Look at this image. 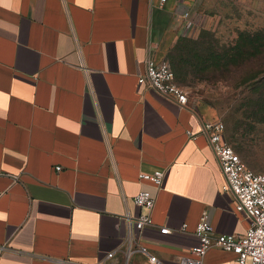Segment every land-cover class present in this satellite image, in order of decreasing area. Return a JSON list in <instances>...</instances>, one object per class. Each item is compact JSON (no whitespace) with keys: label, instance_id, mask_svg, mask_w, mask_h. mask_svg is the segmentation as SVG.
Wrapping results in <instances>:
<instances>
[{"label":"crops","instance_id":"1","mask_svg":"<svg viewBox=\"0 0 264 264\" xmlns=\"http://www.w3.org/2000/svg\"><path fill=\"white\" fill-rule=\"evenodd\" d=\"M213 1L0 0V264H98L110 251L123 264L141 190L155 202L138 240L161 264H184L203 212L214 233L244 234L209 114L138 82L148 57L173 64ZM139 173L162 174L160 188ZM203 263L236 259L210 247Z\"/></svg>","mask_w":264,"mask_h":264},{"label":"rangeland","instance_id":"2","mask_svg":"<svg viewBox=\"0 0 264 264\" xmlns=\"http://www.w3.org/2000/svg\"><path fill=\"white\" fill-rule=\"evenodd\" d=\"M195 23L196 32L177 42L182 54L172 55L173 64L168 61L178 69L177 82L209 114L208 120L224 123L226 140L245 165L264 174V85L253 90L249 85L254 82L239 86L241 78L264 71V55L239 68L214 67L216 57L227 55L240 40L264 34V0H214Z\"/></svg>","mask_w":264,"mask_h":264},{"label":"built area","instance_id":"3","mask_svg":"<svg viewBox=\"0 0 264 264\" xmlns=\"http://www.w3.org/2000/svg\"><path fill=\"white\" fill-rule=\"evenodd\" d=\"M138 82L148 84L161 95L173 98L181 106L188 105L186 89L175 81L170 64L164 60L156 61L148 57L145 61V71L139 76ZM202 128L219 164L223 179L221 190L231 193L235 210L246 218L247 228L241 235L216 234L207 212H203L194 230L198 244L190 249V256L182 257V261L184 264H204L203 258L207 250L210 247H219L233 252L236 264H264V174L251 170L241 160L226 140V129L222 121L205 120ZM55 169L60 170V167ZM138 177L150 180L157 189L163 180L162 174L139 173ZM132 200L140 212L135 217L125 216L126 233L120 248L124 258L123 264H128L130 256L134 253L147 256L149 264H161L156 255L151 254L138 240V233L144 227L153 225L151 211L155 202L154 196L148 190H141ZM184 228L182 227V230ZM159 230L161 233L171 232L168 227H160ZM114 256L115 251H110L98 264H110L109 261Z\"/></svg>","mask_w":264,"mask_h":264},{"label":"trees","instance_id":"4","mask_svg":"<svg viewBox=\"0 0 264 264\" xmlns=\"http://www.w3.org/2000/svg\"><path fill=\"white\" fill-rule=\"evenodd\" d=\"M262 55H264V34H261L257 38L252 37V38H247L245 40H240L238 43H236L234 46H231L227 50V55L222 54L220 55V57H216L217 59L214 60V65H215L214 67L222 66L223 68H225V66L228 65V67L233 66L234 68H239L243 64L247 63L250 58H252L253 60ZM226 57L228 58L226 59ZM219 59L222 62H220ZM222 59H225V61H223ZM172 70L175 75V81L177 82L176 74H178V69L173 68ZM259 71L261 72V70ZM260 72L257 73V76L259 74L264 73V71H262L261 73ZM257 76L255 77L254 75V76L241 78L239 81V86L241 85L247 86L249 83L254 82V85L251 84L249 85L251 86L250 88L253 90L254 88H257L256 86L260 85L262 82L264 85V76H262L260 79H257Z\"/></svg>","mask_w":264,"mask_h":264}]
</instances>
